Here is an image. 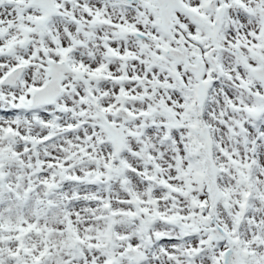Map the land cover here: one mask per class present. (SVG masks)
I'll use <instances>...</instances> for the list:
<instances>
[{
    "label": "snow or ice",
    "instance_id": "6c2138e0",
    "mask_svg": "<svg viewBox=\"0 0 264 264\" xmlns=\"http://www.w3.org/2000/svg\"><path fill=\"white\" fill-rule=\"evenodd\" d=\"M0 264H264V0H0Z\"/></svg>",
    "mask_w": 264,
    "mask_h": 264
}]
</instances>
